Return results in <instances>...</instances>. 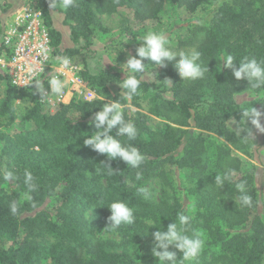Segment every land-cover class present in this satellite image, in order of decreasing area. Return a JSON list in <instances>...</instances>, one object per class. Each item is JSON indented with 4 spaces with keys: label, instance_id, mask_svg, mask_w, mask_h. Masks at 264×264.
Returning a JSON list of instances; mask_svg holds the SVG:
<instances>
[{
    "label": "trees",
    "instance_id": "16d2710c",
    "mask_svg": "<svg viewBox=\"0 0 264 264\" xmlns=\"http://www.w3.org/2000/svg\"><path fill=\"white\" fill-rule=\"evenodd\" d=\"M31 2L44 16L54 55L59 59L76 58L75 64L81 66L80 79L93 88L99 99L72 101L60 105L53 114H43L34 103L22 117L29 123V129L12 137L2 135L5 140L2 153L12 154L14 163L0 171V264H40L41 258L49 260L50 264H157L151 255L152 233L161 227L166 231L174 221L178 223L180 213L189 216L182 201L150 203L139 196L141 182L156 172L164 176L165 169L174 172L190 169L193 172L197 182L190 175L188 192L193 195L197 210L202 209L198 216L204 225L209 221L218 224L216 233L208 231L210 241L204 244L191 264H213L216 260H221L222 264H260L264 253V183L257 190L254 178L245 173L236 181L231 176L223 186H218L215 177L222 176L227 170L241 173L243 163L232 153L233 149L249 159H257L258 164L264 166V155L254 158V153L249 151L255 142L252 137H246L245 129L252 126L250 123L245 126L240 121L243 109L233 100L234 95L243 92H264V86L253 89L247 80L237 81L232 69L221 65L226 54L234 57L237 69L245 56L264 60V0H170L171 5L190 13L205 3L214 5L206 22L198 23L189 39L179 43V46L200 52L202 66L208 68L203 78L181 80L173 65L168 64L162 75L173 80L174 97L168 99L164 97L168 91L164 83L147 82L142 76L138 77L140 89L132 97H147L149 114L175 127L167 122L150 125L146 115L125 108L124 92L115 95L111 92V85L121 84L120 80L125 77L105 72L92 74L83 52L88 50L85 30L87 25L95 22L96 14L128 10L134 20L143 22L153 19L163 9L164 0H72L67 8L64 0H56L52 10L63 14V25L70 27V40L77 46L65 49L61 48L62 34L52 27L50 2ZM59 6L65 9L61 10ZM69 21L75 25H70ZM1 34L0 26V37ZM80 39L83 45H80ZM26 98L32 99L31 86L18 88L5 82L4 93L0 96V119L5 127L16 119L13 102ZM113 100L121 103L125 120L137 128L134 140H128L126 136L117 139L125 146L138 148L144 155L139 168L127 166L119 158L109 162L106 156L83 144V133L96 131L91 126L95 113L103 103ZM200 109L201 113L196 112ZM231 117L242 130L239 135L225 124ZM181 127H192L204 133L188 135ZM207 133L225 142L213 145V154ZM111 134L115 136V130ZM261 146L264 148V134ZM211 160L217 167L214 171L208 170ZM104 163H110L114 171ZM8 172L13 174L18 192L9 193L4 189ZM26 172L32 176L31 190L26 183ZM137 172L141 174L139 180L136 179ZM241 182L252 198L247 206L241 205L239 200L237 184ZM218 196L223 198L218 199ZM118 199L132 207L135 215V221L130 225L129 252L122 254L108 252L101 242L89 238L87 232L91 224L108 221L107 206ZM50 200L55 201L53 208L47 206ZM77 203L96 208L97 222L89 223L93 216L83 218L74 206ZM259 203L263 208L262 217L254 213ZM142 219H151L155 227L147 232L149 225ZM238 227L248 229L250 233L231 236L230 231ZM194 231L198 232L192 218L187 234L192 235ZM19 233L24 234L20 246H7L9 239ZM169 250L176 252V260L180 261L182 253L174 247ZM181 264H187V261Z\"/></svg>",
    "mask_w": 264,
    "mask_h": 264
},
{
    "label": "rangeland",
    "instance_id": "374dc122",
    "mask_svg": "<svg viewBox=\"0 0 264 264\" xmlns=\"http://www.w3.org/2000/svg\"><path fill=\"white\" fill-rule=\"evenodd\" d=\"M46 1L50 2L49 15L52 27L60 31L63 37L61 48L77 47L70 40V27L63 25V14L52 10L56 0ZM59 8L61 10L65 9L63 6H59ZM213 8L214 5L205 3L194 12L190 13L184 8H178L171 5L170 0H164L163 9L153 19L143 22L134 20L128 10H120L118 13L111 14H96L95 22L87 25L85 30L88 41V50H83V52H85V55L87 56L86 63L88 69L92 74L105 72L115 73L121 77L127 76V69H122L125 72L124 76V73L120 69V65L126 62L129 55H136V49L141 43L139 40L148 31H163L169 40V46L176 51L192 49L191 47L179 46V43L189 39L192 30L198 23L206 22L210 17ZM2 9H4V12H2ZM69 23L70 25H75L71 21H69ZM32 25H39L40 28H43L45 22L41 10L36 8L31 0H0V26L2 27V34L0 37V46L2 47V51H0V96L4 93L5 82L7 81L11 84L14 83L13 75H15V71H22L24 69V66L21 65H26L29 68L37 67L36 61H39V58L35 56L37 50L32 42V37L28 40V44L25 43L26 45H24L26 47V50H24L25 54L17 56L19 36L23 35L25 31L33 30ZM6 39H10L8 47L3 45V42ZM79 42L80 45H83L81 39ZM41 54L42 58L44 54L47 55V58L46 61L43 62L40 72L36 69L37 74L27 85L23 86H31L32 99L26 98L13 102L12 110L16 119L10 126L5 127L4 121L0 119V123L2 124L0 126V171H3L6 166H12L14 163L12 154L2 153V148L5 143L2 135L12 137L29 129V123L22 119V117L26 115L27 111L34 103L39 105L43 114H53L60 105H68L72 101L91 102L99 99L93 88L80 79L79 71L81 66L75 64V61H77L76 58L74 60H69L68 66L65 67L62 64V59L57 58L52 49ZM144 63L149 64L150 67L146 69L142 76L143 79L152 83H163L165 80H169L170 82H164L168 88L164 97L173 99V80L166 76H162L164 74V68L154 69L151 67V62L144 61ZM53 77L64 82V88L60 94L53 93L50 89L49 81ZM118 85L119 84L111 85V92L113 95L117 93L122 94V90ZM124 97V107L128 110H135L146 115L149 119L148 123L150 125H156L158 122H167L171 126H176L168 121L158 119L149 114L150 105L147 97L141 96L139 98H128L125 95ZM233 100L238 103L243 110L245 108L255 107L264 113L263 91H247L236 94L234 95ZM110 102L111 101H108V103ZM196 112L201 113V109ZM240 121L244 124L241 119ZM260 123L261 126L264 127V117L261 118ZM225 124L236 135H239L242 131L232 117L227 119ZM181 129L186 130L188 135L204 133L203 131L192 127H181ZM207 134L209 135L208 140L212 143L209 148L211 154H213L215 152L213 147L225 144V142L222 138H219L212 133ZM263 134L264 129L261 131L255 130L254 136L251 138L252 142H255V144H253L249 151L254 153V158H261L264 155V148L261 146ZM226 146L230 147L229 144H226ZM232 153L238 156L243 163L241 173H234L232 175L233 181L238 180L242 174H250L251 177L254 178L257 190H259L260 186L264 183V166L259 165L257 159H249L235 149L232 150ZM216 168L214 160H211L209 162L208 170L214 171ZM190 175L193 176V172L190 169H183L175 172L172 169H165L164 176L159 175L156 172V174H152L151 177L141 182L138 186V194L141 198L145 199L144 195L139 191V189L143 187L150 193V197L145 199L150 203H157L161 200L169 203H172L174 200L182 201L187 207L189 216L193 218L194 225H197V231L201 235L205 244L210 241L208 231L210 230L216 233L218 224L217 222L209 221L204 225L203 219L198 216L199 213L202 212V209L197 210L194 204V197L188 192L190 187ZM194 180L197 182L196 177H194ZM3 187L9 193L18 192V187L14 180L6 181ZM217 198L220 199L223 197L218 196ZM49 202L50 203H47L48 208H53L55 201L50 200ZM235 202L238 203V200L236 199ZM74 206L79 209L83 218L90 219V217L93 216V218L89 220L90 224L92 223V220L97 222L99 216L95 213V210L91 213L92 208L83 207L78 203ZM262 212L263 208L259 203L254 213L262 217ZM196 217H198V219ZM142 220L146 221L147 219ZM130 225L131 224H122L116 229H111L106 228L108 226V221L101 224H91L87 231L88 237L101 242L104 245L105 250L110 253H127L130 248ZM220 230H223L222 226L220 227ZM241 233L244 234L250 232L248 229H241V227L230 231L231 236H234L235 234L240 235ZM23 236V233H19L14 239H9L7 246L12 245L13 247H19L22 243ZM206 249L209 248L207 247ZM40 264H50V261L41 258ZM187 264H191V261H187ZM213 264H222V262L221 260H216ZM260 264H264V253L262 254Z\"/></svg>",
    "mask_w": 264,
    "mask_h": 264
},
{
    "label": "clouds",
    "instance_id": "9594fccd",
    "mask_svg": "<svg viewBox=\"0 0 264 264\" xmlns=\"http://www.w3.org/2000/svg\"><path fill=\"white\" fill-rule=\"evenodd\" d=\"M72 0H64V7L71 6ZM140 46L136 49V55H129L126 62L120 65L122 69H127V76L119 88L124 92L125 96L131 98L138 94L141 80L138 77L144 75L149 64L144 61L151 62L152 68H165L168 64H172L174 70L181 78V80H197L204 77L208 68L202 66L201 54L195 48L187 50L176 51L169 46V40L163 31H148L139 40ZM62 64L67 67L69 59L67 57L62 59ZM223 68L232 69L233 75L237 81L247 80L248 84L253 89H258L264 86V60H257L255 57L245 56L239 61L238 69L235 67L234 57L231 54H226L222 58ZM164 82H170L165 80ZM163 82V83H164ZM50 89L53 93L60 94L64 88V82L53 77L49 81ZM264 113L255 107L245 108L240 113V119L251 124V128L246 127V137H253V129L261 131L264 127L261 126V118ZM96 131L92 134L83 133V144L99 155L106 156L108 161L119 158L127 166L136 169L139 168L145 157L140 150L132 145L125 146L117 137L126 136L128 140H134L137 136V128L131 121L124 118L122 105L118 100H113L110 103H103L100 110L94 115L91 121ZM115 130V136L111 133ZM109 169L110 163H104ZM232 170H227L222 176L215 177V184L223 186L225 181L230 179L233 175ZM26 183L29 190L32 189L31 173L26 172ZM13 174L8 172L5 174V179L12 180ZM136 179H141V174L137 172ZM239 192V200L241 205L247 206L252 202L251 196L246 191V186L243 182L237 184ZM139 191L144 195L145 199L150 197V193L146 188L141 187ZM27 196V193H25ZM110 215L108 216V226L106 228L116 229L122 224H132L135 221L134 209L129 207L123 199L114 200L107 206ZM96 209L93 208L92 211ZM15 211V205H13ZM90 213V214H91ZM192 220L191 216L180 213L178 215V223L172 222L167 226L166 231L161 228L152 233L153 247L151 248V255L156 258L157 264H181L182 261H192L201 252L204 246V240L198 232H193L188 235L189 225ZM149 225L147 232L153 226V221L147 219L145 221ZM162 229V230H161ZM170 247H174L180 253L182 258L180 261L176 260V252L170 251Z\"/></svg>",
    "mask_w": 264,
    "mask_h": 264
},
{
    "label": "built area",
    "instance_id": "2783aa9c",
    "mask_svg": "<svg viewBox=\"0 0 264 264\" xmlns=\"http://www.w3.org/2000/svg\"><path fill=\"white\" fill-rule=\"evenodd\" d=\"M33 26V25H32ZM30 37L33 38L32 42L36 46V55L37 58H39V61H36L37 67H27L26 65H21L24 66V69L21 71H15V75H13L14 78V83L13 85L17 86L18 88H21L25 85H27L32 78L37 74L36 69L40 72L42 68V64L44 61H46L47 55L44 54L43 58L41 57V53H44L45 51H48L50 48L49 46V40L47 36V28L44 25L43 28H40L39 25L33 26V30L31 31H25L23 35L19 36V44L17 45V51L18 55L22 56L24 55V50H26V47L24 45L28 44V40ZM26 43V44H25ZM10 44V39H6L3 42V45L9 46ZM20 67V66H19ZM12 72V71H11Z\"/></svg>",
    "mask_w": 264,
    "mask_h": 264
}]
</instances>
